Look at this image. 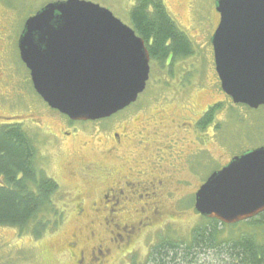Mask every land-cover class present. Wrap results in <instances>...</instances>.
I'll list each match as a JSON object with an SVG mask.
<instances>
[{
	"label": "rangeland",
	"instance_id": "374dc122",
	"mask_svg": "<svg viewBox=\"0 0 264 264\" xmlns=\"http://www.w3.org/2000/svg\"><path fill=\"white\" fill-rule=\"evenodd\" d=\"M50 1L54 0H0V25L9 26L6 39L12 36L13 41L24 21ZM88 1L111 10L123 23H131L130 10L135 0ZM162 1L171 19L186 33L193 52L176 59L171 71L173 76L169 74V66L161 68L153 62L147 89L136 104L148 107L135 115L131 112L122 116L120 124L127 132L133 127L129 135L137 139L143 127H148V122L174 119L182 124L177 143L172 144L175 135L167 136L159 140L165 144L158 151L159 142L141 152L130 140L127 146L125 143L121 147L125 156L120 158L116 152L112 156L106 152L109 132L99 130L96 134L98 128H94L96 124L91 121L76 122L74 131H81L56 145L55 139L43 132L42 126L35 129L15 117L2 119L0 126L22 123L24 129L39 139L38 166L60 185L65 199L59 204L66 218L40 239L21 233L15 227L0 225V264H77L80 250L88 257L91 249L102 243L108 252L101 260L90 264H146L160 240L168 235L187 240L194 227L204 222L205 218L195 209V194L204 181L233 156L264 145V107L253 110L233 103L222 90L215 70L211 39L220 20L215 7L217 0ZM9 57L22 67L18 54L12 51ZM25 86L32 107L39 112L45 111L42 97L28 87V81ZM210 106H213L210 108L213 109L212 119L201 126L198 121ZM38 118L49 122L46 114ZM192 121L193 129L185 130L189 127L187 123ZM54 122L52 119L49 124L53 132L59 133ZM109 123L104 120L98 126L103 128ZM129 153H133L138 162ZM68 164L75 172L76 182L68 178ZM88 165L90 172L84 170ZM131 169L143 170L139 178L155 177L157 184L149 182V191L138 195L140 199L137 194L129 195L126 199L130 200L119 204L114 219H103V215L97 218L91 202L97 199L101 189L110 185L112 175L118 172L127 175ZM77 188L82 192V203L73 200ZM80 206L85 209L84 214L78 213ZM246 227L245 223H237L236 230L241 232ZM124 231L129 236L123 242L109 240L114 233ZM69 243H74L72 248ZM209 257L206 261L213 264L214 260ZM83 264H86L84 259Z\"/></svg>",
	"mask_w": 264,
	"mask_h": 264
},
{
	"label": "water",
	"instance_id": "95a60500",
	"mask_svg": "<svg viewBox=\"0 0 264 264\" xmlns=\"http://www.w3.org/2000/svg\"><path fill=\"white\" fill-rule=\"evenodd\" d=\"M212 37L223 91L236 104L264 105V0H217ZM22 60L36 92L73 120L109 117L137 100L150 73L143 38L88 0L49 2L25 22ZM204 217L235 224L264 212V146L234 156L195 195Z\"/></svg>",
	"mask_w": 264,
	"mask_h": 264
},
{
	"label": "trees",
	"instance_id": "16d2710c",
	"mask_svg": "<svg viewBox=\"0 0 264 264\" xmlns=\"http://www.w3.org/2000/svg\"><path fill=\"white\" fill-rule=\"evenodd\" d=\"M130 20L129 25L147 45L151 63L165 68L169 58L172 76L176 59L192 54L189 38L171 19L162 0H135ZM210 108L201 126L211 121ZM38 147L35 137L21 125L0 128V225L15 227L36 239L66 218L59 204L65 195L57 181L39 168ZM240 223L247 225L241 232L236 230L237 224L205 218L187 240L167 234L154 246L146 264H212L206 261L210 255L213 264H264V212Z\"/></svg>",
	"mask_w": 264,
	"mask_h": 264
},
{
	"label": "flooded vegetation",
	"instance_id": "af4514ba",
	"mask_svg": "<svg viewBox=\"0 0 264 264\" xmlns=\"http://www.w3.org/2000/svg\"><path fill=\"white\" fill-rule=\"evenodd\" d=\"M24 25H25V21L22 29L20 30V32L13 41H12V36L11 39H6L9 36V31L6 29V27L9 28V26L4 27L0 25V122L2 119L6 117H15L17 120L21 122L25 120L26 122H28V125L31 126L32 128L36 129L42 126L44 130L43 132H46L49 135H51L50 137L52 139L53 138L55 139L53 140L55 141V143H57L56 145H60L63 141L67 140L70 137H74L79 131H81V130L74 131L75 128L74 126L76 122L91 121L92 123L96 124L94 128H98V130L95 131L96 134L99 130L101 131L106 130L105 132L107 131L109 132V136H108L109 146L106 149V152H108L111 156L116 152L117 156L120 158H123L125 156V154H123L120 151L121 147L125 145V143L127 146L128 143L131 142L130 140H132L133 144L137 145V150L141 152H146L150 150L155 143H158L159 140H162L164 137L170 136V138H172L173 135H175V141L172 143L175 146L177 140L179 139L178 134L181 132L182 124H179L174 119H172L171 121H166V120L161 121V119L159 120L155 119L152 122H148L146 124L148 125V127L146 126L143 127V131L139 132L138 134L139 136L137 137V139L136 137L132 138L129 135L133 127L129 128V132H127L126 129L121 127L120 119L122 118V116H125L131 112H133L135 115L136 113L141 112L143 108L146 109L148 107V105L136 106L139 100V96L142 93L139 94L138 99L134 103L130 104L128 107L124 108L123 110H120L119 112L113 114L110 117L101 118L98 120H73L68 116H66L65 114L58 111L57 109L50 107L43 99L42 101L45 104L46 110L42 112L35 110L32 107L33 105L31 103V100L27 97L28 88L27 86H25V83L28 81L29 82L28 87L30 89L32 88V90L36 94L37 92L33 87L30 71L27 68L26 64L23 62V60L21 59V54L19 49V39L23 32ZM12 51H14L16 56L18 54L20 62L22 63V67L21 65H16L12 62V59L9 57ZM168 59L166 63L167 67L169 66L170 63ZM24 68L26 69V71H24ZM23 74L26 75L27 81L25 80ZM207 111L208 110H206V112ZM40 114H46L47 116H49V122H52V119H55L54 124L57 125V127H59V133L53 132V129L51 128L49 122L48 123L42 122L41 119L38 118ZM203 116L204 115H202V117ZM202 117L199 119L198 124L201 121ZM135 118L137 119L138 117H134L133 119ZM151 119H154V116H151ZM104 120L105 121L109 120L110 123L107 126L100 128V126L98 125L101 121ZM184 123L186 124L187 122ZM13 124H19L22 126V123L21 124L13 123ZM5 125L6 124H2L0 128ZM187 125H189V127L188 128L185 127V130L193 129L192 127L193 121L187 123ZM33 135L35 137L36 142H38L39 139H36L35 134ZM33 135L31 133L30 136L33 137ZM163 144L165 143H161L157 147V151L159 147ZM128 155H130L134 161H137L133 153H129ZM90 168L91 166L88 165L84 170L90 172ZM67 169H68V174H67L68 178L76 182L75 172H73L69 164L67 166ZM142 174H143V170H137V171L132 170L127 175H123L121 172L112 175L110 180V185L106 188L101 189L99 191L100 193L97 199L91 202V206L93 208L95 216L98 218L99 216L103 215V219L105 218L106 220L109 221H110L109 217L114 219V216L118 214L117 211L120 209L119 204L122 201L130 200V199H126L129 197V195L134 193L137 194L136 197H138V195L142 194V192L149 191L150 189L149 182L157 184L155 177H153L150 180L149 178H146L144 180L142 178H139V176ZM130 178H132L134 181L131 180ZM158 182H162V180L158 179ZM136 185H141V187H138ZM69 190L73 192V189H69ZM74 191H75V196L73 197L74 198L73 200L76 199L78 203H82L83 195L81 190L77 188L76 190L74 189ZM138 198L140 199L141 197L139 196ZM109 204L111 206L108 210ZM84 212L85 209L82 206H80V208L78 209V213L84 214ZM107 213H109V215H107ZM107 225L109 226L110 222H107ZM114 234L115 235L109 238V240L112 242H116V240L123 242L124 239H126V237L129 236L125 233V231L123 233L116 232ZM73 245L74 243H69V246L71 248L73 247ZM106 252H108L107 246L104 247L103 243L99 244L96 248H92L88 257H86L85 253H83L82 250H80L79 258L77 259L76 263L83 264V259H84V263L86 261V264H90L91 261L94 262L97 260H101L103 256L106 255Z\"/></svg>",
	"mask_w": 264,
	"mask_h": 264
}]
</instances>
